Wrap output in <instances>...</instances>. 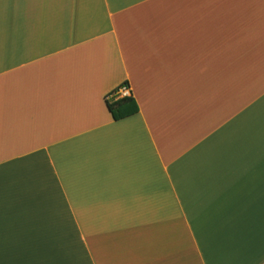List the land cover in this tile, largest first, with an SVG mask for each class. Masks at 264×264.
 <instances>
[{"label": "crops", "instance_id": "0c3cea01", "mask_svg": "<svg viewBox=\"0 0 264 264\" xmlns=\"http://www.w3.org/2000/svg\"><path fill=\"white\" fill-rule=\"evenodd\" d=\"M0 264H264V0H0Z\"/></svg>", "mask_w": 264, "mask_h": 264}, {"label": "trees", "instance_id": "16d2710c", "mask_svg": "<svg viewBox=\"0 0 264 264\" xmlns=\"http://www.w3.org/2000/svg\"><path fill=\"white\" fill-rule=\"evenodd\" d=\"M120 87L113 90L107 96V106L115 119H121L137 113L139 106L132 94L121 96Z\"/></svg>", "mask_w": 264, "mask_h": 264}, {"label": "built area", "instance_id": "2783aa9c", "mask_svg": "<svg viewBox=\"0 0 264 264\" xmlns=\"http://www.w3.org/2000/svg\"><path fill=\"white\" fill-rule=\"evenodd\" d=\"M119 94L121 96H126V95H130L131 92H130V87L128 84H123L120 89H119Z\"/></svg>", "mask_w": 264, "mask_h": 264}]
</instances>
